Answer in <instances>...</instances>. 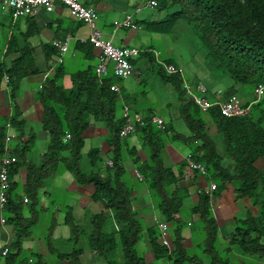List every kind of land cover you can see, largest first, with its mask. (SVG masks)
Returning a JSON list of instances; mask_svg holds the SVG:
<instances>
[{
    "label": "trees",
    "instance_id": "1",
    "mask_svg": "<svg viewBox=\"0 0 264 264\" xmlns=\"http://www.w3.org/2000/svg\"><path fill=\"white\" fill-rule=\"evenodd\" d=\"M153 1H156L159 12H166V17L156 23L155 30L169 35L181 23L188 26L204 50L205 66L212 77L250 87L253 92L258 85H264V0ZM132 64L135 65L134 61ZM170 64L174 63L166 60L161 65H155L153 72L161 83L170 85L178 95L176 117L183 120L190 134L177 132L172 119L164 121L163 129L158 128L153 123V114L149 113L135 123V133L141 139L147 160L139 163L136 154L131 151L140 175L150 189L156 210L170 225L172 233L173 252L160 244L158 226L148 230L154 253L158 259L173 263L192 260L184 247L181 232L182 211L187 196L178 186L190 169L185 162L177 171L165 166L162 154L168 142L172 141L190 147L193 158L205 167L208 178L216 184V196L231 185L238 200L249 198L257 208V213L248 211L246 218L239 220L222 255L217 249V225L211 210L215 197L211 198L208 193L200 196L192 212L205 226V249L211 255L212 264H231L232 260L227 255L233 250L244 257L264 262V175L256 167L257 161L264 160V97L254 103L249 114L243 117L227 118L217 106L203 111L185 93L183 74L175 69L172 73L167 71L166 67H171ZM36 74L38 70L27 57L13 63L9 70L0 65V83L6 75L14 90L24 78ZM102 77L90 68L73 75L72 87L66 89L62 82L63 71L59 68L44 82L38 100L43 106L42 128L48 134L49 142L47 152L37 162L29 160L31 165L28 167L25 190L30 197H35L46 178L57 171L59 164H64L79 185H94V200L104 204L103 211L91 218L88 247L109 264H144V258L137 250L144 224L132 208V190L123 179L125 153L121 131L125 119L118 112V94L111 90L115 81ZM234 95L236 90L231 87L220 99L225 101ZM13 99L16 100V95ZM91 118L103 123L109 131L108 143L113 158L112 166L105 171V175L98 167L96 150L90 151L87 156L89 169L82 166L84 132ZM8 124L20 132L22 139L24 122L20 120V113L16 111L13 117L0 124V167L5 157L10 160L8 200L2 211L9 217L8 222L14 223L19 235L16 246H19L21 238L28 234L31 222L22 218V204L18 195L14 196L11 177L25 164L33 137L29 138L23 150L6 149ZM210 126L215 127L216 134L221 137L222 151L218 149ZM67 133L71 139L65 142ZM73 232L78 239L82 231L74 228ZM80 252L79 249L72 256L70 254L71 264H80Z\"/></svg>",
    "mask_w": 264,
    "mask_h": 264
},
{
    "label": "crops",
    "instance_id": "2",
    "mask_svg": "<svg viewBox=\"0 0 264 264\" xmlns=\"http://www.w3.org/2000/svg\"><path fill=\"white\" fill-rule=\"evenodd\" d=\"M80 2L97 12L95 31L100 32L104 38L111 39L117 47L139 51L132 61L140 75L131 76L139 77L144 70L153 72L156 64L161 65L166 60H170L174 63L170 64L173 70L181 72L185 79L184 68L171 57L160 60V55L153 46L162 34L155 30L156 23L163 19L160 20L159 11L149 5V0H80ZM151 10L155 11L151 12ZM127 16L132 17L134 26L117 28L115 22H121ZM92 31L90 26L73 19L69 9L62 4H57L53 12L40 9L36 14L16 19L12 13L0 9V65L4 66L5 70H9L13 63L27 57V60L32 61L38 70V74L20 81L15 90L10 82H5V77L0 83V124L13 117L16 111L20 113V120L24 122L22 139L18 130L7 129L6 136L9 134L12 138L9 141L5 138L6 149L23 150L29 138L33 137L31 151L25 159V164L15 176L11 177L14 196L18 195L22 204V218L25 222L30 221L31 226L28 228V234L21 238V245L16 246L19 235L14 223L8 222L9 217L0 209V264H28L30 260H34L33 264H71L70 254L72 256V253L79 249L80 264H109L105 258L95 254L88 247L91 218L99 215L104 209V204L96 202L93 198L96 190L94 185H79L71 172L65 169L64 164H59L57 171L46 178L35 197H30L25 190L28 167L31 165L28 164L31 162L29 160L37 162L39 157L47 152L49 142V136L42 128L44 110L38 100V94L47 78L53 76L59 68L63 71L62 82L66 89L72 87V76L75 74L90 68H94L98 74L100 51L91 44H81L79 41L80 38L88 37ZM68 37H70L68 50L62 54L53 43L56 40L63 42ZM195 75L198 80L190 83H203L208 91H212L213 101L218 100L215 99L218 92L224 94L231 87L236 90V96L242 104H249L255 99V92L250 93L247 88L234 85L229 80H224L225 85L223 83L220 85V81L212 77L207 67L205 72ZM102 78L115 81L112 85L119 89L118 112L122 118L124 106H128L130 117L134 121L144 118L149 113L164 121L172 119V115L161 116L158 112L166 108L168 110L171 107L176 108L178 102L174 105L168 102L163 104L156 94L139 92L126 81L128 78L122 79L115 75L112 63L108 65L107 75ZM14 95H16L15 101ZM210 131L213 136L217 135L215 127L210 126ZM108 135L109 131L103 123L90 119L89 127L84 132L85 145L82 150V166L86 170L89 169L87 156L92 150L98 152V167L104 175L110 168L108 162L112 160L113 154L108 143ZM123 141L125 153L123 179L132 190V208L144 224L142 239L137 245L138 252L144 258V264H212L211 255L205 249L207 234L205 226L199 216L192 212L203 193H208L211 198L215 197L211 203V210L217 225V249L222 255L239 220L246 218L248 211L257 213V208L249 198L239 200L236 198L233 186L227 185L219 196H216L211 190L213 182L207 174L190 170L179 181L178 186L187 196L182 211L181 232L184 247L192 260L173 263L171 260L158 259L151 245L148 230L154 226H158L159 229V224L166 221L156 210L150 189L140 175L138 163L133 160L131 151L136 154L135 158L139 163L147 160V154L138 133L124 138ZM186 147L188 151L185 150ZM220 147L221 144H218V149L222 151ZM189 153L188 145L182 142H168L162 154L165 166L177 171ZM256 167L264 175V160L257 161ZM25 198H28L27 203L24 202ZM2 220L5 222L3 223ZM74 228L82 231L78 234V239L73 235ZM170 230L168 229V233L172 243ZM5 248L9 253L4 256L1 252ZM171 248L173 252V246ZM227 257L231 258V264H264L244 257L235 250Z\"/></svg>",
    "mask_w": 264,
    "mask_h": 264
},
{
    "label": "built area",
    "instance_id": "3",
    "mask_svg": "<svg viewBox=\"0 0 264 264\" xmlns=\"http://www.w3.org/2000/svg\"><path fill=\"white\" fill-rule=\"evenodd\" d=\"M57 4H62L69 9L70 15L76 21L86 24L92 28L91 34L86 38H80L81 44H91L95 49L100 51L98 74L101 76H106L108 71V65H114L115 75L119 78L125 79L131 75H139L140 72L132 64V58L138 54V50L130 48H120L117 47L111 39H106L103 35L94 30L95 22L97 20V12L94 9L87 8L83 6L80 0H0V9L3 11H8L12 13L13 17H27L36 14L40 9L46 12H53ZM149 5L156 7V1H150ZM117 28H131L134 26L133 19L131 16H127L123 21L115 22ZM70 37L66 38L65 41L56 40L53 45L63 54L67 52ZM167 71L174 72L173 68L166 67ZM5 82H9V77L5 76ZM183 88L188 97L203 111H208L212 107H219L223 116L227 118L243 117L249 114L251 107L254 103L259 102L264 97V85H258L255 89V99L249 104H242L240 99L234 95L229 99L223 101L222 99L211 101L208 100L206 94L208 93L207 87L203 83H197L196 85L183 80ZM111 90L118 92V87L111 86ZM221 96L222 92H218ZM123 118L125 119V126L121 131V138H126L136 132L135 123L138 120H133L130 117V108L124 106ZM141 120V119H139ZM153 123H155L158 128L163 129L164 120L159 117H153ZM8 128L10 125L8 124ZM12 136L7 135L6 141L11 140ZM71 139V135L67 133L64 137V141L67 142ZM185 163L187 167L192 171H199L202 174H207L206 169L200 163H198L194 158L193 154L190 152L185 158ZM10 160L5 157L2 160V165L0 167V209L2 210L7 203L9 190V165ZM108 165L112 166V161L108 162ZM139 175V174H138ZM140 176V175H139ZM211 190H216V184L212 183ZM24 202H28V198L24 199ZM4 223L5 220H2ZM168 225L165 222L159 224L160 230V243L162 246L168 248L171 251L172 243L169 238ZM8 249L5 248L1 253L2 255L8 254ZM34 261L30 260L28 264H33Z\"/></svg>",
    "mask_w": 264,
    "mask_h": 264
},
{
    "label": "rangeland",
    "instance_id": "4",
    "mask_svg": "<svg viewBox=\"0 0 264 264\" xmlns=\"http://www.w3.org/2000/svg\"><path fill=\"white\" fill-rule=\"evenodd\" d=\"M154 11L155 10H151V12ZM158 13H160L161 15L160 20L166 17V12ZM153 46L159 53L160 60L171 57L175 62L182 66L185 70L184 77L189 82L193 80L196 82L198 79L195 74H200L201 72L206 71L204 50L192 36L190 28L184 23L178 25L177 29H175V32L170 35L161 34L160 39L158 41H155ZM142 73L143 74L139 77L130 76L128 77V79L126 78V81L137 88L139 92L147 91L148 93L156 94V97H159L162 100L163 104H166V102H168L174 105L175 102H178V95L174 91H172L170 85L161 83L158 77L155 76L154 73L150 70H144ZM223 81L224 80H220L219 84L221 85ZM242 87L247 88L246 90L250 93L253 92L250 87ZM211 94L212 91L209 90L206 94L208 100H211L214 97L211 96ZM219 97V95H216L215 99H219ZM158 114L161 116H166L168 114L172 115V122L176 128V131L184 135L190 134L189 129L187 128L183 120L180 117H176L178 111L175 107H171L169 110L166 108L163 111L158 112ZM216 140L218 144L222 143L219 134L216 135ZM222 147L223 145L221 144L220 148L222 149ZM185 150L188 151V147H186Z\"/></svg>",
    "mask_w": 264,
    "mask_h": 264
}]
</instances>
